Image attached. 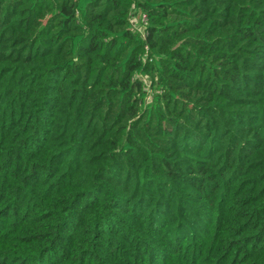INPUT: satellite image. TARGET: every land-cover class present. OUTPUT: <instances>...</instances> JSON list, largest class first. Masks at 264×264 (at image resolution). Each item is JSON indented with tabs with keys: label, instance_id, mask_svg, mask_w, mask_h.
<instances>
[{
	"label": "trees",
	"instance_id": "obj_1",
	"mask_svg": "<svg viewBox=\"0 0 264 264\" xmlns=\"http://www.w3.org/2000/svg\"><path fill=\"white\" fill-rule=\"evenodd\" d=\"M0 264H264V0H0Z\"/></svg>",
	"mask_w": 264,
	"mask_h": 264
},
{
	"label": "rangeland",
	"instance_id": "obj_2",
	"mask_svg": "<svg viewBox=\"0 0 264 264\" xmlns=\"http://www.w3.org/2000/svg\"><path fill=\"white\" fill-rule=\"evenodd\" d=\"M143 20H144V22L146 21V20H145V17L143 18Z\"/></svg>",
	"mask_w": 264,
	"mask_h": 264
}]
</instances>
